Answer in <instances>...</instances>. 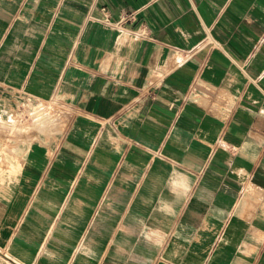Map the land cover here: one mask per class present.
Returning <instances> with one entry per match:
<instances>
[{
	"label": "crops",
	"instance_id": "0c3cea01",
	"mask_svg": "<svg viewBox=\"0 0 264 264\" xmlns=\"http://www.w3.org/2000/svg\"><path fill=\"white\" fill-rule=\"evenodd\" d=\"M23 107L2 257L264 264V0H0V116Z\"/></svg>",
	"mask_w": 264,
	"mask_h": 264
},
{
	"label": "rangeland",
	"instance_id": "374dc122",
	"mask_svg": "<svg viewBox=\"0 0 264 264\" xmlns=\"http://www.w3.org/2000/svg\"><path fill=\"white\" fill-rule=\"evenodd\" d=\"M43 113V110H41L40 112L39 109H29L28 107H23L15 113L8 112V117L5 116L4 118H2V116H0V132L2 131V129L8 131L9 128L11 138H15L17 140L21 139L23 133L30 132V130L39 128L41 126L42 120L40 117L43 116ZM0 264L16 263L2 257L0 253Z\"/></svg>",
	"mask_w": 264,
	"mask_h": 264
},
{
	"label": "clouds",
	"instance_id": "9594fccd",
	"mask_svg": "<svg viewBox=\"0 0 264 264\" xmlns=\"http://www.w3.org/2000/svg\"><path fill=\"white\" fill-rule=\"evenodd\" d=\"M167 185L169 188L170 193L179 198L180 195L188 191L190 180L187 176L183 175L182 173H173L168 181ZM170 209V203L165 201L163 202V206L161 211H166Z\"/></svg>",
	"mask_w": 264,
	"mask_h": 264
},
{
	"label": "built area",
	"instance_id": "2783aa9c",
	"mask_svg": "<svg viewBox=\"0 0 264 264\" xmlns=\"http://www.w3.org/2000/svg\"><path fill=\"white\" fill-rule=\"evenodd\" d=\"M138 34H139V35H146V31H144V30H139V31H138ZM205 41H206V40H205Z\"/></svg>",
	"mask_w": 264,
	"mask_h": 264
},
{
	"label": "bare ground",
	"instance_id": "6f19581e",
	"mask_svg": "<svg viewBox=\"0 0 264 264\" xmlns=\"http://www.w3.org/2000/svg\"><path fill=\"white\" fill-rule=\"evenodd\" d=\"M3 155V154H2ZM16 220V219H15ZM8 261V260H7Z\"/></svg>",
	"mask_w": 264,
	"mask_h": 264
}]
</instances>
